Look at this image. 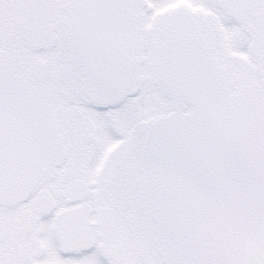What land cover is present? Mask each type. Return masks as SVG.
I'll return each mask as SVG.
<instances>
[{"label": "snow or ice", "instance_id": "snow-or-ice-1", "mask_svg": "<svg viewBox=\"0 0 264 264\" xmlns=\"http://www.w3.org/2000/svg\"><path fill=\"white\" fill-rule=\"evenodd\" d=\"M0 264H264V0H0Z\"/></svg>", "mask_w": 264, "mask_h": 264}]
</instances>
